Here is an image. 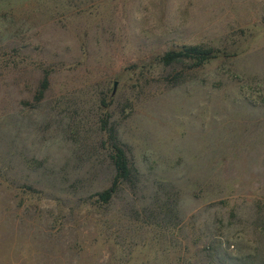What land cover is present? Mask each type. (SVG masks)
Wrapping results in <instances>:
<instances>
[{"label": "rangeland", "instance_id": "1", "mask_svg": "<svg viewBox=\"0 0 264 264\" xmlns=\"http://www.w3.org/2000/svg\"><path fill=\"white\" fill-rule=\"evenodd\" d=\"M0 264H264V0H0Z\"/></svg>", "mask_w": 264, "mask_h": 264}, {"label": "trees", "instance_id": "2", "mask_svg": "<svg viewBox=\"0 0 264 264\" xmlns=\"http://www.w3.org/2000/svg\"><path fill=\"white\" fill-rule=\"evenodd\" d=\"M212 50H205L198 47H189L179 52H169L162 57V62L166 65L180 62L184 59H196L199 65H202L213 58ZM111 159L116 171L112 186L105 191L98 193L99 200L108 203L112 200L118 191L121 183L133 181L134 171L130 166L126 151L119 144L115 137V131H110Z\"/></svg>", "mask_w": 264, "mask_h": 264}, {"label": "water", "instance_id": "3", "mask_svg": "<svg viewBox=\"0 0 264 264\" xmlns=\"http://www.w3.org/2000/svg\"><path fill=\"white\" fill-rule=\"evenodd\" d=\"M116 85H117V83H115V89H114V92H113V94H115V92H116Z\"/></svg>", "mask_w": 264, "mask_h": 264}]
</instances>
